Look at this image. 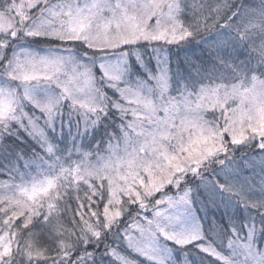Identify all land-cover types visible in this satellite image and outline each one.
<instances>
[{
	"label": "snow or ice",
	"instance_id": "obj_1",
	"mask_svg": "<svg viewBox=\"0 0 264 264\" xmlns=\"http://www.w3.org/2000/svg\"><path fill=\"white\" fill-rule=\"evenodd\" d=\"M0 264H264V0H0Z\"/></svg>",
	"mask_w": 264,
	"mask_h": 264
}]
</instances>
